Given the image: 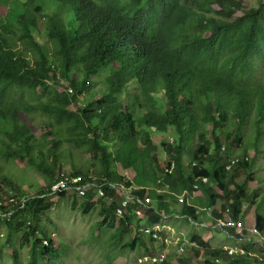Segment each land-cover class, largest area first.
Instances as JSON below:
<instances>
[{
  "label": "trees",
  "instance_id": "16d2710c",
  "mask_svg": "<svg viewBox=\"0 0 264 264\" xmlns=\"http://www.w3.org/2000/svg\"><path fill=\"white\" fill-rule=\"evenodd\" d=\"M3 7L0 153L41 173L46 186L71 165L72 178L105 188L112 203L95 201L92 190L76 205L86 213L100 208L102 226L115 230L108 264L127 252L159 254L168 234L158 231L157 240L146 228L170 226V219L201 222L206 215H197L199 209H211L213 218H225L230 209L234 220H243L245 203H258L264 180L250 185L264 157V81L257 78L264 66V0L251 9L239 0H0ZM62 7L71 11L66 20ZM84 97L93 100L71 110ZM235 144L242 148L233 153ZM66 146L82 149L92 161L75 164ZM130 170L132 178L126 176ZM9 178L1 177L0 212L10 210L9 190L28 197L24 209L0 218L14 249L12 264H23L14 242L21 234L31 244L28 264H63L65 249L43 226L52 198L32 197ZM121 187L135 189L144 205L130 201L119 217ZM68 196L79 198L56 197ZM263 208L259 204L257 211L262 238ZM210 231L193 232L198 243L190 246L192 260L264 264L258 235L229 229L230 240L247 250L246 256H230L226 247L213 246ZM242 236L251 240L240 243ZM184 255L173 250L161 264H191Z\"/></svg>",
  "mask_w": 264,
  "mask_h": 264
},
{
  "label": "rangeland",
  "instance_id": "374dc122",
  "mask_svg": "<svg viewBox=\"0 0 264 264\" xmlns=\"http://www.w3.org/2000/svg\"><path fill=\"white\" fill-rule=\"evenodd\" d=\"M243 2L247 8H255L261 4V0H239ZM53 7L57 8L58 4L50 3ZM49 8H52L49 6ZM7 8H0V12L2 14L6 13ZM51 10V9H50ZM62 15L66 20L69 16H71V11L68 7H62ZM49 12H46V14ZM39 19L42 18V15L39 14L37 16ZM69 20V19H68ZM43 38L47 40V35L45 32L42 34ZM259 80L264 81V66L262 67L258 77ZM101 96H98L97 100L100 99ZM93 99L85 100L84 98H80V101L77 105H73L71 110H76L79 104H87L91 102ZM36 117V115H34ZM250 125V123H249ZM248 125V128H250ZM68 149V156L70 160H73L75 164H80L82 160H90L92 161V156L87 152L82 151V149H77L73 147L66 146ZM242 147L235 144V150L233 153H236ZM5 149L2 142L0 141V150ZM250 158L254 156V151L249 148ZM259 161L254 169H256V181L251 182V187H255L257 182L261 179L264 180V157L260 155L258 158ZM0 165L3 166V171L0 170V184H4V181L1 177H10L13 178L20 183L23 184L25 190L30 191L32 193V197H37L41 189L46 187L44 176L36 171L34 168L29 166L27 163L22 161H6V157H4L0 153ZM174 165V164H173ZM172 165V166H173ZM72 170L71 165L66 166L67 174ZM135 175L133 170L127 172V177L132 178ZM9 178V179H10ZM5 185V184H4ZM36 185L39 187L37 188ZM259 185V184H258ZM7 189L8 186H5ZM41 188V189H40ZM220 192V191H219ZM221 193V192H220ZM21 197V196H19ZM28 198V197H27ZM184 201V195L179 197V204L177 205V210L180 211L182 200ZM50 204L44 207L43 210V226H45L49 231L51 237L54 239L58 245L62 246L66 255L63 258V264H108L107 257L108 255H114V249L108 244L110 239V233L112 234L115 230L102 226V221L104 219V215L100 211V208L92 210L88 213L83 210V206L79 205L83 202V199L73 200L72 196H68L66 199H61L58 197H54L48 200ZM97 201V199H95ZM76 202L79 204L76 205ZM264 205V191H262L261 196L258 199L257 204H252L251 202H246L244 211H243V220L245 221L248 228L256 226L257 223V211L258 205ZM222 203H219V208ZM264 210V208H263ZM201 212V211H200ZM206 214V212H205ZM168 218L165 220V222ZM172 225L167 226L169 229H165V232L168 234V238L164 240L165 245L162 249L161 247L157 249L160 253L165 254L166 251L169 254L176 251H180L179 248L182 245L184 247L183 253L185 254L183 259L185 261L191 262L192 258V248L190 247L193 242L194 235L193 232H198L201 230L199 226L195 223L197 221L191 220L189 223L185 220L181 219L168 220ZM167 221V222H168ZM199 222V221H198ZM198 228V229H196ZM6 231L4 227L0 229V233L4 236L0 235V264H12L13 263V247L8 244L6 241ZM94 235V238L91 237ZM22 234L15 237V247H20V254H22V262L23 264H28L30 262V247L31 244H24L22 240ZM264 238V237H263ZM263 240V239H262ZM181 241H183L181 243ZM264 241V240H263ZM213 246L216 247H236L237 243L231 241L224 231H214V238L212 240ZM158 248V246H157ZM181 252V251H180ZM168 254V255H169ZM167 255V256H168ZM182 256V255H181ZM260 257V256H259ZM264 258V256L262 255ZM192 258V259H191ZM138 254L134 253H124L122 256L117 258L112 264H140ZM197 263V262H192ZM172 264H180L177 260H174ZM258 264V263H256Z\"/></svg>",
  "mask_w": 264,
  "mask_h": 264
},
{
  "label": "built area",
  "instance_id": "2783aa9c",
  "mask_svg": "<svg viewBox=\"0 0 264 264\" xmlns=\"http://www.w3.org/2000/svg\"><path fill=\"white\" fill-rule=\"evenodd\" d=\"M224 150V148H223ZM234 162V161H233ZM196 164H194L195 166ZM174 167V165L172 166ZM230 168V166H228V169ZM200 180L204 183H206L208 180L207 178H203L201 177ZM82 179L80 177H74L72 178L70 175L66 174L63 175L61 178H58L52 185L50 186H46L43 189V192L41 194H38L37 197L39 198H53L58 196L61 193H70L72 195H77L79 197V199H83L85 197H87L88 193L92 190H95L96 193V199L99 200L101 198L104 199V201L108 204L113 202V198H109L108 196H106L105 193V188L104 187H99L96 184L90 182V183H82ZM119 186L116 185H112L113 189L118 188ZM195 189L198 188V185L194 186ZM135 189L131 188L129 190H125L123 187H121V191L123 192V197L122 200L120 202V208L117 211V214L119 217H122L124 215V209L128 207V204L130 203V201H137V203L139 205H144L143 202L141 200H139L135 195H133V191ZM9 194L11 197L7 198V202L10 205V210L9 212H0V218H5L7 220H9L12 215L19 209H24L26 207L28 198L27 197H19L15 194V192L13 190H9ZM147 203L151 202L150 199L146 200ZM183 202V199L181 200ZM16 208V209H15ZM203 212H207V214H209V218L213 219V222L210 224H206V222H197L195 223L197 226H199L200 228H210V230L212 231H224L226 233H228L229 229H236L239 231V233L241 234L242 231L244 229L249 230L252 234H256L260 235V232L258 230L257 225L251 228H248L245 221L244 220H234L232 215H231V210L228 209L225 215V218H213L211 211L210 210H202ZM200 212H197V215ZM136 215L138 218L140 219H144V213L142 210H138L136 212ZM191 221V219H189ZM162 229H169L167 228V226L163 225H157L154 227V229L151 228H146L144 229V233L146 235L152 236L154 239L157 240H161L162 237L159 235L158 231L162 230ZM229 236V234H228ZM249 238V237H247ZM247 238L245 237H241L240 239V243H244L247 241ZM264 238L259 237L258 239L255 238V240H257L258 243L262 244V246H264ZM249 240H251L249 238ZM191 246H196L195 243H191ZM230 256H238V255H243L246 256L247 255V250L244 247L241 246H236V247H226L225 248ZM179 251L181 254L184 251V247L181 245L179 248ZM169 254L168 251L165 252V254L163 253H159L155 256H145L143 258H141L139 260L140 264H161L165 261L166 256ZM257 256V254H256ZM192 262H197V263H193V264H204L205 261L204 260H199V259H194L191 260V264ZM221 261L218 260L216 262H211L210 264H218Z\"/></svg>",
  "mask_w": 264,
  "mask_h": 264
},
{
  "label": "crops",
  "instance_id": "0c3cea01",
  "mask_svg": "<svg viewBox=\"0 0 264 264\" xmlns=\"http://www.w3.org/2000/svg\"><path fill=\"white\" fill-rule=\"evenodd\" d=\"M200 210V209H199ZM198 210V212H200V211H202V210H200L199 211ZM210 211H211V209H209ZM212 214V213H211ZM206 216H205V220H202L201 222H206V224H210V223H212L213 222V219H211V218H209V214H207V212H206V214H205ZM212 216H213V214H212ZM201 222H199V223H201ZM196 229H198V228H196ZM210 229V228H209ZM199 230V229H198ZM201 230H202V228H201ZM211 233H213V231L211 230L210 231ZM227 234V236H228V233H226ZM229 237V236H228ZM230 239V238H229ZM232 241V240H231Z\"/></svg>",
  "mask_w": 264,
  "mask_h": 264
},
{
  "label": "clouds",
  "instance_id": "9594fccd",
  "mask_svg": "<svg viewBox=\"0 0 264 264\" xmlns=\"http://www.w3.org/2000/svg\"><path fill=\"white\" fill-rule=\"evenodd\" d=\"M0 235H1V236H3V234H2V233H0Z\"/></svg>",
  "mask_w": 264,
  "mask_h": 264
}]
</instances>
